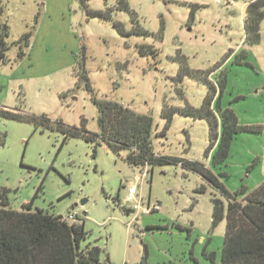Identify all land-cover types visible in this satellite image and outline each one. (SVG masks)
Returning a JSON list of instances; mask_svg holds the SVG:
<instances>
[{"label":"rangeland","instance_id":"374dc122","mask_svg":"<svg viewBox=\"0 0 264 264\" xmlns=\"http://www.w3.org/2000/svg\"><path fill=\"white\" fill-rule=\"evenodd\" d=\"M124 1L2 0L0 110L24 119L0 117V189L13 210L33 202L56 217L77 215L83 245L99 246L111 264H221L227 220L213 227L212 200L228 201L200 172L130 166L126 152L65 141L59 124L99 135L94 100L120 103L153 119L157 157L203 165L231 194H250L264 175V20L260 43L249 46L252 0ZM185 69L210 72L214 107L261 129L238 134L224 165L208 153V122L187 113L203 107L209 87Z\"/></svg>","mask_w":264,"mask_h":264},{"label":"trees","instance_id":"16d2710c","mask_svg":"<svg viewBox=\"0 0 264 264\" xmlns=\"http://www.w3.org/2000/svg\"><path fill=\"white\" fill-rule=\"evenodd\" d=\"M124 2L123 0L122 3ZM263 8L264 0H252L249 3L245 21V44L249 46L260 43V25L264 20ZM3 13L4 6L0 0L2 60L8 49L5 43L8 31L2 21ZM230 57L231 55H227L224 62ZM183 73L203 81L209 87V95L203 107L188 110L187 113L208 122L211 140L208 153L216 150L213 163L216 166L224 165L230 157L238 134L258 133L261 129L241 126L235 112L229 108L223 109L219 102L216 108L214 107L218 89L209 79L210 72L185 69ZM220 84L222 93L226 88V80ZM94 102L100 113V134H91L84 126L77 128L59 124L65 141L79 138L90 144H104L115 155L126 152V161L129 165L141 169L179 163L200 172L228 201L226 205L220 199L212 200L213 227L224 219L227 220L221 264H264V183L250 194L247 187H242L235 194H231L203 165L157 157L152 148L153 119L150 116L139 115L120 103L98 100ZM174 113L175 111H170L164 115L171 121ZM0 117L17 121L24 119L20 114L6 110H0ZM219 119L222 124L221 135ZM31 121L39 124L37 119L33 118ZM8 192L7 189H0V264H111L103 259V250L99 246L83 245L87 240L85 223L70 225L63 218L59 219L44 211L34 210L33 202L23 205L21 211L13 210L10 207ZM238 198H244L245 203H241Z\"/></svg>","mask_w":264,"mask_h":264},{"label":"built area","instance_id":"2783aa9c","mask_svg":"<svg viewBox=\"0 0 264 264\" xmlns=\"http://www.w3.org/2000/svg\"><path fill=\"white\" fill-rule=\"evenodd\" d=\"M128 194H129V200H133L134 197L137 195V189L135 187H133V186L130 187L128 189ZM64 221L66 223H68V224H70V222H72V224H70V225H75L79 220H78V216L77 215L70 214L68 219H64Z\"/></svg>","mask_w":264,"mask_h":264},{"label":"crops","instance_id":"0c3cea01","mask_svg":"<svg viewBox=\"0 0 264 264\" xmlns=\"http://www.w3.org/2000/svg\"><path fill=\"white\" fill-rule=\"evenodd\" d=\"M231 155V154H230ZM230 158V157H229ZM263 163H264V161H263ZM263 166L262 167H264V164H262ZM261 181L258 183V185H256L255 187H254V189L255 188H258L260 185H262L263 183H264V175H261V179H260ZM254 189H251V190H254ZM249 190V189H248ZM250 191V190H249Z\"/></svg>","mask_w":264,"mask_h":264},{"label":"water","instance_id":"95a60500","mask_svg":"<svg viewBox=\"0 0 264 264\" xmlns=\"http://www.w3.org/2000/svg\"><path fill=\"white\" fill-rule=\"evenodd\" d=\"M86 202H87L86 200H83V201L81 202V204H82V205H85ZM62 218H63V217H59V219H62Z\"/></svg>","mask_w":264,"mask_h":264}]
</instances>
